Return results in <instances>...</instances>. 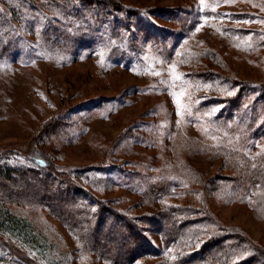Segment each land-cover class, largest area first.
<instances>
[{
  "label": "rangeland",
  "instance_id": "obj_1",
  "mask_svg": "<svg viewBox=\"0 0 264 264\" xmlns=\"http://www.w3.org/2000/svg\"><path fill=\"white\" fill-rule=\"evenodd\" d=\"M151 30L157 42L145 40ZM263 84L264 0H0V164L33 171L44 187H63V198L73 182L92 197L86 205L131 219L154 246L131 264H175L178 254L223 240L229 251L233 234L248 241L236 248L238 262L264 252V191L237 181L261 168L264 103L215 118L243 88L246 105L255 102ZM209 99L221 102L205 106ZM255 122L262 125L257 134ZM40 154L46 168L33 161ZM195 174L215 189L203 194ZM154 192L157 207L149 200ZM20 194L34 198L32 189ZM13 203L7 206L14 214L47 236L52 259L0 233V260L114 264L88 246L86 253L79 239L97 236L100 215L91 233L75 222L70 231L46 208ZM169 204L186 215L188 207L202 211L209 221L195 238L166 247L158 223L144 217ZM178 213L180 227L185 217ZM114 223L123 220L109 217L98 235Z\"/></svg>",
  "mask_w": 264,
  "mask_h": 264
},
{
  "label": "trees",
  "instance_id": "obj_2",
  "mask_svg": "<svg viewBox=\"0 0 264 264\" xmlns=\"http://www.w3.org/2000/svg\"><path fill=\"white\" fill-rule=\"evenodd\" d=\"M12 1L14 3H17V0H12ZM75 4L76 3L71 4L73 6L72 8L73 11L74 9L76 11ZM92 10H95V8ZM166 13H169V11H167ZM98 14L99 13L93 11V15L95 17H97ZM156 14H159V12L157 11ZM81 23L82 24H79V28L81 30L84 29V31H88L87 26H85L86 25L85 21H81ZM150 32L148 31L144 32V34H146L144 35L145 40L152 39L151 40L152 42L153 41L157 42L158 41L157 37L159 39L161 38L158 35L157 37L155 36L156 31L154 32L153 30H151ZM190 59H192L193 62L195 61V63H197L198 61L196 56ZM189 64H191V61L189 62ZM195 77L197 78L195 79L196 82L204 83L205 81H207L206 77L201 78L198 77L197 75ZM261 86H262L261 90L264 91V84ZM244 89L245 88H243L242 91L238 93L235 98H232L228 101V102L231 101V105H228L227 108H224L221 114L215 116L217 120H224L225 113L226 115L228 114L227 116H229L233 114L234 110L235 111L237 110V114L239 113V110L243 111L240 112L241 113L240 115L248 114L250 111H256L255 109L256 107H254V105L264 103V92H263L258 95L255 102L252 103L248 102V105H246L244 101L245 96L243 95V93L245 92ZM218 102H221V100L209 99L206 102L205 106H209L211 104L215 105ZM248 117L250 118V115ZM258 120L259 119L256 118V122ZM256 122L254 124L255 134H257L256 130L262 127V125L257 126ZM248 126L250 127V129H253L252 120L250 121V124ZM43 155L40 154V155L32 156L34 158L33 161L38 168H46L48 166V157ZM100 171L104 172V169L102 168L100 169ZM30 172L31 171L25 170L24 168H13L5 164H0V233L1 235L2 234L10 235L11 237H15L20 242L28 244L34 248H39L41 249V254L45 257V259L48 260L52 259L51 252L53 248L50 246L49 244L50 242L47 236L41 233V230L39 229V227L35 225L33 221L26 218L25 216H18L14 214L11 211V209L8 208L7 206L9 205V203H13V202L17 204L21 203L24 205H30L32 203H35V205H37L38 207L46 208L47 210H49L52 213V215L54 214V217L57 218L70 231L74 229L72 222H75L77 229H81L82 231H88V233H91L92 226H94V221L96 220L97 216L100 215L101 218L99 219V224L102 225V227L99 228L97 236H95L92 240L88 239V236L83 240L78 234H75L76 232H74L75 237H80L79 239L82 240L84 247L83 250L84 251L86 250V253H88V249H87L88 246L89 252L92 253L93 251H95V254L98 256V258H102L104 260H107L108 262H113L114 264H131L135 259L140 258L142 256V253L151 252L154 246L151 245L150 241H148L145 238L144 236L145 234L142 232V229L137 225H135L131 219H127L125 216L120 219V215L118 214V211L114 209L112 210L110 209L107 212V214H105L103 211L104 208L99 205H94L96 206L95 208H92L93 205L91 206L86 205L83 199L86 197L85 199L89 201L92 199V197H90V195L85 193L84 191H79L77 187H75L73 182H70L69 180H68L69 182H66L65 178L64 181L69 186L70 194H68L66 198L65 197L63 198L62 195L67 194L66 190L62 189L63 187L58 190H56L55 188L56 185H54L53 188L50 185H48L49 187L46 186L44 187L41 179H35L30 177L31 176L29 174ZM31 173H33V171ZM109 173L110 171L108 172V175ZM193 177L195 178V181L202 187L203 194L207 192V189L208 190L211 189V191L212 188L215 189V184L210 179H206L201 175H197V174L193 175ZM237 181L239 182V185L246 187L244 189L250 190L256 188L257 191L258 190L264 191V157L262 158L261 168H253V170L245 171V173L241 174L239 177L237 176ZM6 183L12 184L13 188L6 190L5 187ZM24 183L26 184L24 185ZM22 188H24V190L32 189L34 191V198L31 197H29L28 199L24 198V196L20 194ZM18 194L21 197L18 196ZM45 194H47L46 198L41 199L40 195L43 197ZM69 197L73 198L71 202L69 201L70 200ZM38 198H40L41 200H37ZM60 198H62V200ZM153 198H155V192L149 198V200L151 199L152 203L154 204L153 206L157 207L156 203L153 202ZM49 204H52V206L55 207L56 211L58 212H56L54 208L52 209ZM158 207L159 209L155 215L152 216L149 215L144 218L145 219L148 218V221L153 219V222L158 223L159 227L157 229L158 230L157 233L159 234L160 239L163 241L166 247H169V245L172 244L176 245L178 241L183 242V241H188L187 239L195 238L201 232L200 226L206 225V222L209 221V218H207L202 213V211H198L197 209L193 210V208L190 209L189 207L186 208L188 209L187 211L188 215H186L185 213L186 210L179 205L169 204V206L159 205ZM92 209H95V211H93ZM179 211H182L185 217V221H182L180 227L178 226V223L181 220L179 219V217L182 215H179L178 213ZM82 214L85 217H81ZM109 217L115 218L116 221L119 220L120 222H122L123 220L122 223L123 225L119 227V223H114L115 225H112L113 226L112 229L110 230V232L107 231L105 236L98 235L99 233L101 234L100 229H105L104 224H106V221ZM82 218H84V220H82ZM163 231H165V234H163ZM228 237H230L232 241H234L230 243L229 248L235 247L234 249L228 251V247L224 243L225 240H223L224 242L216 243L213 246H211V248L209 244H206L204 245L205 248L200 247L197 251H193V253H190L189 255L187 254L183 255V253H181L180 256L178 254L176 256L175 262L177 260L179 264H264V252L262 253L259 252L260 254L258 256L252 255L246 261L238 262L236 248H238V250L243 249L246 246L245 245L246 243L244 244V242L242 243V241L245 242L248 241L244 240V238L241 235H237V234H233L232 236H227V238ZM208 246L210 249H206ZM225 246L226 249H224ZM209 250H211V252H209ZM10 251L13 253L14 250L13 251L10 250ZM215 251L219 253L218 256H216L217 253H215ZM156 254L157 252L154 251V255ZM219 256L221 257V259ZM14 257L17 258L16 256ZM181 259L182 261H180ZM0 261L3 262V264H7L5 260L4 261L0 260ZM9 261L14 263L13 258H11Z\"/></svg>",
  "mask_w": 264,
  "mask_h": 264
}]
</instances>
